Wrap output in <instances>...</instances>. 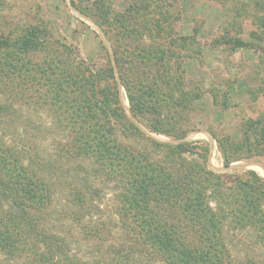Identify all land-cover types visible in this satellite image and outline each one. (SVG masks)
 I'll return each instance as SVG.
<instances>
[{"label": "trees", "instance_id": "trees-1", "mask_svg": "<svg viewBox=\"0 0 264 264\" xmlns=\"http://www.w3.org/2000/svg\"><path fill=\"white\" fill-rule=\"evenodd\" d=\"M160 1L123 16L135 61L96 21L115 67L106 52L96 69L76 61L37 27L0 34V264H264V179L214 173L207 144L184 141L201 93L163 47L185 43ZM240 129L236 145L212 135L224 168L264 156V111Z\"/></svg>", "mask_w": 264, "mask_h": 264}, {"label": "rangeland", "instance_id": "rangeland-1", "mask_svg": "<svg viewBox=\"0 0 264 264\" xmlns=\"http://www.w3.org/2000/svg\"><path fill=\"white\" fill-rule=\"evenodd\" d=\"M155 1L158 0H0V34L20 36L26 29L37 27L40 29L39 38L46 39L51 46L56 42V45L71 48L76 61L96 69L105 62L106 52L115 67L111 48L113 40L117 47L121 43L126 45L120 47L126 61H135L136 45L140 44L132 34L128 39L119 37L123 16L133 15L129 12ZM160 2L173 21L171 36L177 40L182 38L185 43L180 49L168 42H163V47L179 51L186 87L201 93L189 114L193 131L184 141L207 144L206 166L214 173L230 175L252 170L264 179V156L237 161L224 168L212 137H222L236 145L242 137V121L255 119L264 111V0ZM235 7L242 8L243 12L237 14ZM116 18H119V24L115 22ZM96 21L107 27L111 42ZM128 21L124 23L126 29L136 27ZM230 37H239L249 45L233 50L224 42ZM141 45L147 48L152 44L145 40ZM114 72L121 107L133 121L116 68ZM136 125L146 132L141 125ZM151 137L168 141L162 136ZM229 149L234 150L231 146ZM239 153L235 151V155Z\"/></svg>", "mask_w": 264, "mask_h": 264}, {"label": "water", "instance_id": "water-1", "mask_svg": "<svg viewBox=\"0 0 264 264\" xmlns=\"http://www.w3.org/2000/svg\"><path fill=\"white\" fill-rule=\"evenodd\" d=\"M129 115H130V117H131V114H130V112H129ZM134 121V120H133ZM151 136V135H150Z\"/></svg>", "mask_w": 264, "mask_h": 264}]
</instances>
